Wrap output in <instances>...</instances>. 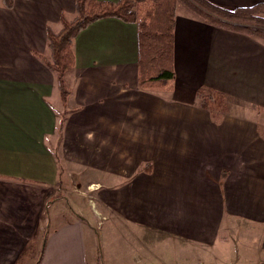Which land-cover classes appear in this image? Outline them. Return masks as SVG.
Here are the masks:
<instances>
[{
	"label": "crops",
	"instance_id": "obj_1",
	"mask_svg": "<svg viewBox=\"0 0 264 264\" xmlns=\"http://www.w3.org/2000/svg\"><path fill=\"white\" fill-rule=\"evenodd\" d=\"M75 2L15 0L5 9L0 0V264H91L100 255L105 264H181L168 256L172 243L210 249L234 224L260 231L263 253L255 107L264 108V45L179 9L173 89L148 93L137 89V25L101 19L74 41L63 104L55 75L35 55H49L47 33L75 18ZM203 88L241 108L215 124L197 106ZM75 171L88 174L85 182ZM122 229L127 242L111 243ZM158 240L165 257L154 252Z\"/></svg>",
	"mask_w": 264,
	"mask_h": 264
},
{
	"label": "trees",
	"instance_id": "obj_2",
	"mask_svg": "<svg viewBox=\"0 0 264 264\" xmlns=\"http://www.w3.org/2000/svg\"><path fill=\"white\" fill-rule=\"evenodd\" d=\"M15 0H2L5 9H12ZM183 7L197 18L224 30L243 34L264 45V3L227 9L208 0H120L117 3L97 0H76V16L63 21V28L47 33L48 56L35 55L55 75L63 104L71 90L66 78L76 66L74 41L93 22L117 18L138 27V87L139 91L159 94L169 92L175 83L174 39L179 9ZM197 106L205 109L215 124L234 113L240 102L216 89L203 88L197 92ZM263 119L258 126L264 139V108L255 107ZM65 113L59 122L62 133ZM37 264H40V260Z\"/></svg>",
	"mask_w": 264,
	"mask_h": 264
},
{
	"label": "rangeland",
	"instance_id": "obj_3",
	"mask_svg": "<svg viewBox=\"0 0 264 264\" xmlns=\"http://www.w3.org/2000/svg\"><path fill=\"white\" fill-rule=\"evenodd\" d=\"M180 10V12H183L186 9L181 7ZM70 18L73 17L70 16ZM248 111L251 112L252 110L244 108L243 112ZM258 120L262 125L263 119L259 117ZM74 175L77 180L80 179L82 182H85L86 177L88 178V174L86 172L75 171ZM86 189L87 188H85V190ZM86 193H88L87 196H90V192ZM91 205H93V203L90 204V206ZM90 206L88 198H86L83 207L86 214L91 213ZM94 224L95 227L99 228L101 231H106L110 226V222L105 224V226L100 227H97L96 222ZM231 228L235 229L225 232L217 244L210 249L200 246H198V248H189L185 245L172 243L171 245H173V251L169 253L170 255L168 254V256L171 261L175 259L181 264H259L260 260H264V252H259V248L262 244V237L259 236L260 231L251 227H242L244 229L238 228L237 224H234V226ZM122 232V234L125 236L113 237L111 238V243H114L115 241L127 242V240L125 241V229H122ZM222 237H224V239H222ZM122 245H124V243H122ZM151 245L154 244L151 243ZM155 246L156 250L154 252H156L158 256L165 257V243H162L160 240H158ZM91 264H105V262L100 255V258L97 259L96 262L92 260Z\"/></svg>",
	"mask_w": 264,
	"mask_h": 264
}]
</instances>
